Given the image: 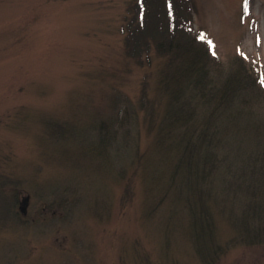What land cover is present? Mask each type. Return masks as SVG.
I'll use <instances>...</instances> for the list:
<instances>
[{
  "label": "rangeland",
  "instance_id": "1",
  "mask_svg": "<svg viewBox=\"0 0 264 264\" xmlns=\"http://www.w3.org/2000/svg\"><path fill=\"white\" fill-rule=\"evenodd\" d=\"M135 1L0 0V264H264V209L145 177L169 171L183 128H168L164 57L125 52ZM185 1L210 81L255 84L239 109L249 141L264 126V0ZM198 98L179 111L192 129L209 115Z\"/></svg>",
  "mask_w": 264,
  "mask_h": 264
},
{
  "label": "trees",
  "instance_id": "2",
  "mask_svg": "<svg viewBox=\"0 0 264 264\" xmlns=\"http://www.w3.org/2000/svg\"><path fill=\"white\" fill-rule=\"evenodd\" d=\"M185 2L136 0L122 28L127 55L140 63L150 59L153 50L164 57L161 91L168 94L171 113L176 112L168 128H183V133L169 146V171L145 177L167 181L166 188L171 191L179 188L177 185L193 188L199 198L220 186L223 198L235 200L245 196L246 207L264 209V126L258 129L257 137L251 135L249 141H244L243 132L247 133L249 127L241 122L239 110L241 103L257 95L255 84L247 74L228 77L220 87L210 81L209 66L204 64L209 51L192 32V15ZM245 71L250 73L248 68ZM196 93L203 96L198 98ZM188 96L198 98L203 111L209 114L202 116L203 124L193 123V129L189 114L186 118L179 112L185 104L190 105ZM252 131L255 133L256 128ZM105 136L102 134V140ZM198 228L200 232L209 229L208 225L204 230L202 225Z\"/></svg>",
  "mask_w": 264,
  "mask_h": 264
},
{
  "label": "water",
  "instance_id": "3",
  "mask_svg": "<svg viewBox=\"0 0 264 264\" xmlns=\"http://www.w3.org/2000/svg\"><path fill=\"white\" fill-rule=\"evenodd\" d=\"M29 199H30V196L28 194H26V195H23V198L20 201V210H21V212L23 214H25L26 211H27V206H28V203H29Z\"/></svg>",
  "mask_w": 264,
  "mask_h": 264
}]
</instances>
